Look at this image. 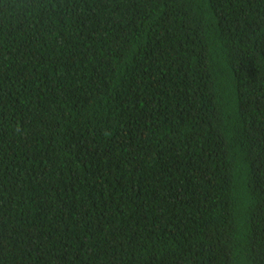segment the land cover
Returning <instances> with one entry per match:
<instances>
[{
    "label": "trees",
    "instance_id": "1",
    "mask_svg": "<svg viewBox=\"0 0 264 264\" xmlns=\"http://www.w3.org/2000/svg\"><path fill=\"white\" fill-rule=\"evenodd\" d=\"M0 264H264V0H0Z\"/></svg>",
    "mask_w": 264,
    "mask_h": 264
}]
</instances>
